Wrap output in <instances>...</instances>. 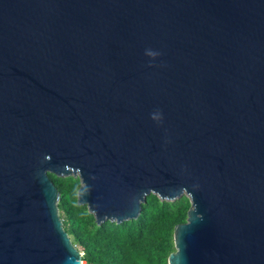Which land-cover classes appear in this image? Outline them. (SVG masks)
Segmentation results:
<instances>
[{
  "label": "water",
  "instance_id": "1",
  "mask_svg": "<svg viewBox=\"0 0 264 264\" xmlns=\"http://www.w3.org/2000/svg\"><path fill=\"white\" fill-rule=\"evenodd\" d=\"M50 174L97 225L185 196L167 264H264V0H0V264H80Z\"/></svg>",
  "mask_w": 264,
  "mask_h": 264
},
{
  "label": "trees",
  "instance_id": "2",
  "mask_svg": "<svg viewBox=\"0 0 264 264\" xmlns=\"http://www.w3.org/2000/svg\"><path fill=\"white\" fill-rule=\"evenodd\" d=\"M49 177L60 192L63 227L76 247L83 246L86 264H167L174 251V227L186 220L185 196L165 201L150 194L137 218L97 225L86 206L77 203L79 179Z\"/></svg>",
  "mask_w": 264,
  "mask_h": 264
},
{
  "label": "clouds",
  "instance_id": "3",
  "mask_svg": "<svg viewBox=\"0 0 264 264\" xmlns=\"http://www.w3.org/2000/svg\"><path fill=\"white\" fill-rule=\"evenodd\" d=\"M148 54L150 55V56H155V55H157V53L156 52H154V51H151V50H149L148 51ZM161 117H160V114H159V112H156V113H153L152 114V119H154V120H159ZM78 249H79V251H80V253H81V258L84 256V252H83V250L82 249H80L79 247H77ZM83 253V254H82Z\"/></svg>",
  "mask_w": 264,
  "mask_h": 264
},
{
  "label": "built area",
  "instance_id": "4",
  "mask_svg": "<svg viewBox=\"0 0 264 264\" xmlns=\"http://www.w3.org/2000/svg\"><path fill=\"white\" fill-rule=\"evenodd\" d=\"M83 254V253H82ZM80 264H86V260L84 259V257L81 258L80 260Z\"/></svg>",
  "mask_w": 264,
  "mask_h": 264
},
{
  "label": "rangeland",
  "instance_id": "5",
  "mask_svg": "<svg viewBox=\"0 0 264 264\" xmlns=\"http://www.w3.org/2000/svg\"><path fill=\"white\" fill-rule=\"evenodd\" d=\"M79 248H80V249H83V246L80 245Z\"/></svg>",
  "mask_w": 264,
  "mask_h": 264
}]
</instances>
